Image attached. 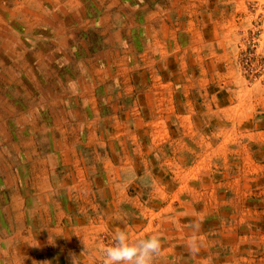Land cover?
<instances>
[{
	"label": "rangeland",
	"instance_id": "1",
	"mask_svg": "<svg viewBox=\"0 0 264 264\" xmlns=\"http://www.w3.org/2000/svg\"><path fill=\"white\" fill-rule=\"evenodd\" d=\"M216 1L202 9L200 0L40 2L20 8L47 18L23 38L9 32L30 22L0 23L1 264H102L99 249L118 228L133 240L159 235L162 247L154 264L172 257L169 249L177 251L171 264L190 263L184 262L183 242H174L183 239L178 225L184 216H169L159 194L178 185L181 193L186 186L202 190L185 175L215 177L212 148L227 141L223 133L235 120L227 112L253 119L250 125L264 122L261 107L252 117L241 107L239 97L248 92L223 82L226 70H218L203 94L200 79L216 71L217 61L202 72L205 53L185 42L197 40L192 26L223 21V12L232 11L221 10ZM176 2L196 6H189L186 17ZM241 4L240 19L230 17L235 27L225 31L226 41L243 82L263 95L264 0ZM212 49L214 44L206 52ZM176 77L181 85L168 87ZM224 90L232 100L226 107L219 98ZM178 143L189 149L175 154ZM239 176L236 185L243 182ZM72 215L85 227L87 245ZM224 250L213 246L208 257L223 259Z\"/></svg>",
	"mask_w": 264,
	"mask_h": 264
},
{
	"label": "crops",
	"instance_id": "2",
	"mask_svg": "<svg viewBox=\"0 0 264 264\" xmlns=\"http://www.w3.org/2000/svg\"><path fill=\"white\" fill-rule=\"evenodd\" d=\"M62 1L63 0H0V23L14 21L16 23L25 22L26 25V22H30L28 27H13L15 30L9 32L10 37L17 36L23 38L25 35L29 37V30L32 31L33 28H35L34 24L41 21L44 22V20L47 21V18L46 15L33 12L30 14L24 10L21 11L20 8L25 6L37 7L40 6V2ZM202 1H205L203 2L204 4H201ZM243 1L244 0L216 1L219 3L218 5H220L221 10L231 9L232 11L223 12L224 22L216 21L211 22V24L209 23V25H205V23L201 21L200 26H192L197 40L187 44L186 41L185 46L197 45V47L195 46V53H197V51L201 52V54L205 53L203 55V60L208 63L205 67H200L202 72H204L205 69L208 71L214 66V64H212L213 60L216 59L217 61L215 65L217 68L216 71L200 79V81H202L201 85L204 86L203 94L206 96L207 91L205 89L208 88L209 85H213V80L216 81V77L214 76L220 74L218 70H221V72L226 70L228 75H225L223 82L226 84L230 82H232V84L234 83L237 87L236 92H248L249 96L244 98L239 97V101L241 100V107L251 110L252 114H249V117H252V115H254L253 113L257 111V107H261V110L264 112V93L263 95H257L254 85L247 86V84L243 82L241 75L236 71L237 67L233 62L234 59L231 58L232 52L230 51L231 49H228L229 44L226 41L227 38L225 35L227 29L235 27V25L231 23L230 17L240 19V15L237 14L236 11L242 8L243 5L241 3ZM31 2L35 3L32 4ZM206 2H209V0H200L197 4V9L206 7ZM231 2L233 3L231 4ZM175 6L182 8V16L186 15L187 17L191 14L189 6L194 7L196 5L195 3L176 2ZM227 14L228 16L225 17ZM43 16L45 17L42 18ZM185 20L188 23L190 22V19L186 18ZM3 34L4 32H0L1 39L4 38ZM186 38H191L190 34L187 37L185 36V39ZM213 44L216 49L206 52L209 46L213 48ZM177 49L178 48L173 51ZM213 57L215 58L213 59ZM229 69H231V71H228ZM182 80L186 82L189 79L183 77ZM178 84L181 85L177 77L166 82L168 87L177 86ZM252 92L255 94H252ZM220 95L221 97L219 98L221 101H225L224 103L222 102L221 106H223V104L227 105L226 102L232 101L229 99V96L226 95L225 90L221 92ZM236 96L237 95H235V97ZM258 102H260V105H257ZM226 112L227 111H225V113ZM239 115L238 117H234L229 112L226 113V117L235 119L234 125L227 133H223V135L228 137L226 139L227 141L215 144L212 148L216 151V154L212 155L210 159L214 158L217 160L213 161L210 167L213 166L214 169H212L211 172L215 173V177L209 176L206 181H204L203 179L200 180V177L198 180V177L189 178L188 175H185L187 181L188 179H196L199 181V187H201L202 190L198 191L197 189L194 190L186 186L185 190H183L184 192L181 193L177 191L178 185L175 187L170 186L167 194H159L161 199H166L169 216H173L174 219L177 218V215L184 216L181 226L178 225V228L182 227L183 229V239L174 240V242H183V248L187 251V254L184 252L186 254L185 263L190 262L188 264H194L195 261H198V258H201L199 259V264H202V262L212 263L214 261L226 262V264H256L257 262V264H264V122L263 125L260 123L258 125H250L249 122L252 123L253 119L244 120L241 116L239 117ZM138 128L139 127H137V129ZM188 149L189 148L184 143L174 145L175 154H177L176 152L187 151ZM218 152L221 153L218 154ZM175 154L174 156L176 158H182L180 155ZM239 175L242 176L243 182L240 185H236L239 184L240 181ZM110 194L111 191H108V195ZM195 215H197V218ZM170 218L171 217H169V221ZM61 219H64L63 216H61ZM71 220L78 226V230H75V232L82 233V239H84L83 244L87 245L89 240L85 234V227L80 224V218H78V216L74 218V215H72ZM194 224H196V226L193 227ZM171 229L172 232H174V229ZM170 231L169 223L167 230L169 235L171 233ZM212 238H215L217 241L213 243L211 241ZM23 239L24 238H20L18 241H24ZM197 240H199V244L197 245L195 243V246L191 248L190 243L192 244V242ZM187 244L190 250H188ZM22 246H24V244ZM213 246L225 249L223 251V259L208 257L211 255V251L209 252L207 250H210ZM174 247H176V244H174ZM199 251L201 253V255H199L200 257L196 255ZM207 252L209 253L207 254ZM168 253L171 254L173 258L170 257L165 260L168 264H171L176 261L174 253H177V251L169 249ZM165 254L166 250H163L162 255ZM203 254L205 257H202L204 256ZM166 261L164 262L166 263ZM164 262L161 261L162 264H164ZM1 263L0 259V264ZM44 263H46V259ZM62 263V260H59V264Z\"/></svg>",
	"mask_w": 264,
	"mask_h": 264
},
{
	"label": "clouds",
	"instance_id": "3",
	"mask_svg": "<svg viewBox=\"0 0 264 264\" xmlns=\"http://www.w3.org/2000/svg\"><path fill=\"white\" fill-rule=\"evenodd\" d=\"M123 224V218L117 217ZM161 238L157 234H147L131 239L123 228L116 229L107 245H102L99 252L102 264H154L161 251Z\"/></svg>",
	"mask_w": 264,
	"mask_h": 264
}]
</instances>
